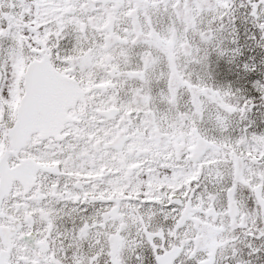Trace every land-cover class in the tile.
I'll return each mask as SVG.
<instances>
[{
    "label": "snow or ice",
    "instance_id": "1",
    "mask_svg": "<svg viewBox=\"0 0 264 264\" xmlns=\"http://www.w3.org/2000/svg\"><path fill=\"white\" fill-rule=\"evenodd\" d=\"M0 264H264V0H0Z\"/></svg>",
    "mask_w": 264,
    "mask_h": 264
}]
</instances>
